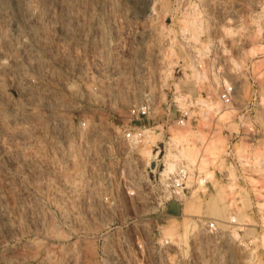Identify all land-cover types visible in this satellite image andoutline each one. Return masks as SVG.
Segmentation results:
<instances>
[{"label": "rangeland", "instance_id": "rangeland-1", "mask_svg": "<svg viewBox=\"0 0 264 264\" xmlns=\"http://www.w3.org/2000/svg\"><path fill=\"white\" fill-rule=\"evenodd\" d=\"M262 5L261 14L245 15L221 34L230 44L221 52L231 60L223 70L237 87L234 106L218 100L212 66L199 71L187 50L167 48V64L155 65L163 74L148 82L155 104L177 102L189 112L186 127L169 129L166 148L174 134H189L208 183L172 204L159 231L153 224L131 226L145 252H124L118 238L126 227L106 221L112 214L99 202V183L83 181L71 165L49 170L48 144L35 138L42 120L34 119L33 108L62 107L69 115L97 95L92 102L125 108L139 99L144 90H132L128 65L119 66L116 80L107 65L96 74L87 61L90 40L112 26L143 31L156 24L148 17L152 10L169 19L173 1L0 0V264H264ZM252 87L262 101L258 111L247 112ZM173 114L182 116L178 109ZM85 192L98 208L84 207ZM161 239L169 244L160 252Z\"/></svg>", "mask_w": 264, "mask_h": 264}, {"label": "built area", "instance_id": "built-area-1", "mask_svg": "<svg viewBox=\"0 0 264 264\" xmlns=\"http://www.w3.org/2000/svg\"><path fill=\"white\" fill-rule=\"evenodd\" d=\"M172 1L173 7L166 13L169 19H160L161 13L158 15L152 10L148 17L156 24L143 31L135 26L122 27L128 32H119L118 26H112L95 33L90 40L92 47L87 61L95 66L96 74L105 72L101 66L107 65L112 67L111 72L108 67L109 72L116 80L121 73L119 66L128 65L127 76L132 90H144L139 99L125 108L92 102L99 97L97 95L84 102L85 107L69 115L62 107L37 105L33 108L34 119L42 120L35 138L48 144L44 156L49 170L56 172L71 165L73 174L83 181L93 182V185L99 183V202L112 214L106 221L126 227L118 238L124 252H145V242L139 235L135 236L136 231L132 232L131 226L153 224L159 231L172 204L181 205L192 187L208 183L197 164L182 161L169 169L163 161L167 149L164 139L169 129L186 127L189 112L181 111L177 102L155 104L148 82L157 79V75L161 80V68L156 66L167 64V48L187 50L188 62L199 71H203L204 66H212L211 77L218 100L224 107L234 106L237 87L223 70V65L231 60L221 52L230 48V44L221 34L225 27H236L245 15L257 16L263 11L262 0ZM188 21L200 24L197 34L186 26ZM173 60L177 64L184 63L178 58ZM261 101L259 90L252 87L246 111H258ZM174 109L182 116L176 117ZM159 128L162 129L161 137L154 144L152 138ZM148 146L154 149L150 159L144 154ZM36 158L38 149L34 153L35 162ZM123 196L129 200L128 204L122 201ZM83 205L98 208L86 192ZM208 226L212 231L217 230L215 222ZM164 243L168 245L169 241L161 239L158 242L160 252Z\"/></svg>", "mask_w": 264, "mask_h": 264}, {"label": "bare ground", "instance_id": "bare-ground-1", "mask_svg": "<svg viewBox=\"0 0 264 264\" xmlns=\"http://www.w3.org/2000/svg\"><path fill=\"white\" fill-rule=\"evenodd\" d=\"M186 26L191 29H194L196 32L200 31V24L198 22L188 21L186 22ZM231 30L233 29H229V32H231ZM197 77L201 78V75L199 74L197 75ZM211 106L209 105V107ZM161 131L162 129L159 128L156 130L155 134L153 135L152 141L154 142V144L155 142H158V138L161 136ZM189 136H190L189 134L187 135L174 134L170 138L169 143L167 145L166 153L163 157V161L167 166V168L173 169V167H175L177 163H181L182 161L189 165L195 164V156L197 150L195 145L190 143ZM180 143L182 144L181 146ZM153 153H154L153 146H148L144 151L145 157L147 159H150ZM203 165H207V162L203 161ZM211 177L212 174H208V178Z\"/></svg>", "mask_w": 264, "mask_h": 264}]
</instances>
